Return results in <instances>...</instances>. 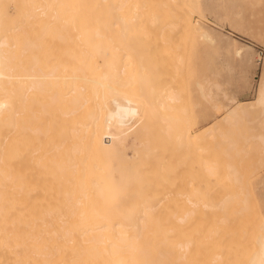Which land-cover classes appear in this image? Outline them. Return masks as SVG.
Returning <instances> with one entry per match:
<instances>
[{"label": "bare ground", "instance_id": "6f19581e", "mask_svg": "<svg viewBox=\"0 0 264 264\" xmlns=\"http://www.w3.org/2000/svg\"><path fill=\"white\" fill-rule=\"evenodd\" d=\"M90 3L0 0V264H232L223 238L254 170L238 168L251 141L238 136L239 118L264 108V73L254 101L217 99L211 85L221 83L193 65L221 37L191 17H205L204 0H189L193 12L180 16L181 2L174 22L189 30L187 45L164 49L181 82H153L152 70L165 73L158 54L148 63L126 17L105 26L116 40L101 41ZM177 103L194 111L190 123ZM199 114L212 119L198 126ZM176 142L192 146L199 170L180 189L162 153ZM257 143L259 171L264 133ZM260 231L248 264H264V222Z\"/></svg>", "mask_w": 264, "mask_h": 264}, {"label": "rangeland", "instance_id": "374dc122", "mask_svg": "<svg viewBox=\"0 0 264 264\" xmlns=\"http://www.w3.org/2000/svg\"><path fill=\"white\" fill-rule=\"evenodd\" d=\"M119 1L120 0H91L90 4L92 5V9H90L93 12L91 16L94 18L95 23L101 27L98 33L103 36L106 34L111 36V38L102 36L100 38L101 41H107L109 39L116 40V38H118L117 30H107L105 26L113 25L115 27L118 25L117 19L120 20L121 17L122 19H124V17H126V19L130 18V23L127 21L128 19H125L126 22H128L126 24L134 28L132 34L136 36L135 40L138 44L136 47L148 52L145 57L148 63H153V59L157 57V53L159 60L161 59L160 61L165 64V66L159 68L160 72L165 73H159L158 75L160 77L157 76L155 79L157 70H152V75H150L151 80L154 82L160 79L161 83H169L172 81L179 84L181 81L178 76L173 78L169 75V55L167 52L164 53V49L165 51L172 50L168 47L172 42L171 40H174L176 44L180 42L181 45H187V34L189 30L179 31L175 28L174 24L178 16L179 9L177 8H179L181 2V4H183V2L185 3L187 0H121V4H119ZM112 2L115 3L113 8L111 7ZM204 2L207 5L205 17L200 18L196 12H194L191 17L193 19L199 18L201 23L214 27L219 33L221 41L219 38L218 42L206 45L204 49L200 51L197 61L194 62L193 69L194 71L204 69L207 75L218 83H221L219 84V86L221 85L220 87L215 85H211V87L214 96L222 102L227 103V97L230 95H235L237 100H240V103L252 102L257 97L256 88L263 75L262 73H264V0H204ZM186 3H189V0ZM116 4L123 7V9L121 8L122 13L120 7ZM122 4L125 6H122ZM188 6L187 4L184 6L186 10H184L185 8H183V6L181 7L182 9L179 12L182 13L179 14L180 16L188 15L186 14L188 12ZM111 8L115 12L119 10L118 12L120 14H114L115 12L113 13V11L109 13ZM192 12L189 11L188 16H190ZM225 12H228L230 16H234L235 12V17L238 21L235 27L231 24L229 18L224 15ZM98 18L103 20L98 22ZM182 23L185 25L184 22ZM222 33H227L230 37L242 43L243 52L248 62L242 65L238 59L231 56L229 43H227V38L222 35ZM222 45H224V47H222ZM215 93H217L218 96ZM224 94L228 96L224 98ZM175 112L177 115L181 114L185 116V118L187 117L189 123L192 119V114H194V111L184 106V103H177ZM185 118L184 122H178L179 126L182 127L183 124L185 125ZM198 119V126H201L203 123H207V121L211 120L212 115L210 117H202L201 115L198 116ZM239 119L241 121V129L238 136L240 138H245V136L246 138L251 137V141L247 140L248 145L246 141L244 142L245 147L242 152L244 155L240 157L244 160H242L243 163L237 159L234 160L238 161V163L240 162V166H243V164L245 166L240 167L233 159L232 161L241 170L243 168L246 169L247 166L250 165L252 168L254 165V170L253 174L248 178L247 185L249 188L248 191L250 192L247 194V200L244 204L243 211L242 213H238L239 216H236L235 220L232 218L229 219V221L232 219L233 226L229 229V232H227L228 230L225 232L223 240L224 243H228V248H230L231 252L228 258L232 261V264H243L244 262L248 264L251 261V255H254L252 253H255L253 251L257 248V238H259L258 235L261 232V225L264 222V169L259 171L255 169V164L258 161V136L264 133V108H262L261 105H256L248 113L242 114ZM188 146L187 143L179 145L176 142L173 148L162 151L163 155L166 157L171 155L172 165L171 168L169 166L167 170L173 172L177 189L185 186L187 177L199 173V170L195 166L197 158L193 153V148L192 146ZM244 150L247 151L245 152ZM248 169L251 168L248 167Z\"/></svg>", "mask_w": 264, "mask_h": 264}]
</instances>
